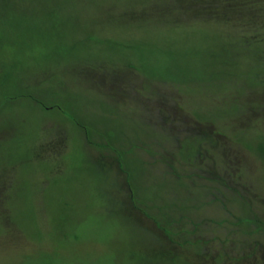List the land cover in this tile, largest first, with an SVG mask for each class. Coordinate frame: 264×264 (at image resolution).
<instances>
[{"label": "rangeland", "instance_id": "374dc122", "mask_svg": "<svg viewBox=\"0 0 264 264\" xmlns=\"http://www.w3.org/2000/svg\"><path fill=\"white\" fill-rule=\"evenodd\" d=\"M228 3L0 0V264H264V41Z\"/></svg>", "mask_w": 264, "mask_h": 264}, {"label": "trees", "instance_id": "16d2710c", "mask_svg": "<svg viewBox=\"0 0 264 264\" xmlns=\"http://www.w3.org/2000/svg\"><path fill=\"white\" fill-rule=\"evenodd\" d=\"M230 6L237 7L238 11L244 12L247 9L251 11V16L257 20L259 26L258 33L261 34L262 39L259 43L264 41V0H226ZM247 258V256H245Z\"/></svg>", "mask_w": 264, "mask_h": 264}, {"label": "flooded vegetation", "instance_id": "af4514ba", "mask_svg": "<svg viewBox=\"0 0 264 264\" xmlns=\"http://www.w3.org/2000/svg\"><path fill=\"white\" fill-rule=\"evenodd\" d=\"M203 163H204L205 166H208L207 165V161H203ZM229 166H230L229 164H226V166L223 168V174H220V173L218 174V172H217L218 170H216V174L220 175V176L222 175V177L214 176V170L212 168H210L207 173H211V175L213 176L212 179L215 178L217 180V182H222L224 188L227 189V190L234 191V190L239 189L240 192H246L248 188H246V184L245 183H244L245 185L243 183H241L240 185H238V187L235 185L236 184V179L234 180L233 178H231L232 174L234 175V172L230 171V167ZM208 168H206V169H208ZM198 169H199L200 172H202L204 170V168H201V167L197 168V169L194 168L193 170H191V173L195 174V176H196L197 175L196 170H198ZM201 174H203V173H201ZM201 174H198V175L200 176ZM248 191H249V189H248Z\"/></svg>", "mask_w": 264, "mask_h": 264}]
</instances>
